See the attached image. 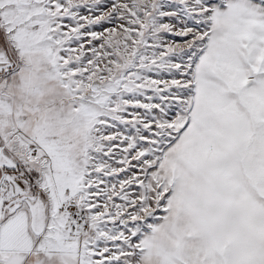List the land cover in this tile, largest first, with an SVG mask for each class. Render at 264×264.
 Segmentation results:
<instances>
[{"label":"snow or ice","instance_id":"6c2138e0","mask_svg":"<svg viewBox=\"0 0 264 264\" xmlns=\"http://www.w3.org/2000/svg\"><path fill=\"white\" fill-rule=\"evenodd\" d=\"M0 264H264V0H0Z\"/></svg>","mask_w":264,"mask_h":264}]
</instances>
